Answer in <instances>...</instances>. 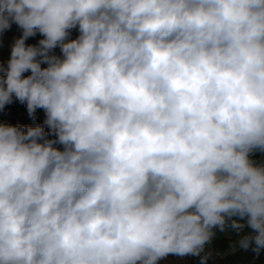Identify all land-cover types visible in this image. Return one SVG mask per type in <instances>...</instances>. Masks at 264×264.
Instances as JSON below:
<instances>
[{
    "label": "clouds",
    "instance_id": "obj_1",
    "mask_svg": "<svg viewBox=\"0 0 264 264\" xmlns=\"http://www.w3.org/2000/svg\"><path fill=\"white\" fill-rule=\"evenodd\" d=\"M13 23L0 110L45 119L0 123V264L264 252V0H0Z\"/></svg>",
    "mask_w": 264,
    "mask_h": 264
},
{
    "label": "rangeland",
    "instance_id": "obj_2",
    "mask_svg": "<svg viewBox=\"0 0 264 264\" xmlns=\"http://www.w3.org/2000/svg\"><path fill=\"white\" fill-rule=\"evenodd\" d=\"M21 35L20 28L13 23L11 28L0 33V42L3 45L5 53L10 58L11 45L14 39ZM43 37L37 34L35 37H30L26 43L35 44L39 39ZM59 54V49H56ZM45 65H42V67ZM29 73H25L27 75ZM44 119L45 113L40 109ZM46 131L48 129L46 128ZM237 239L235 233L230 230L223 232H217L215 238L210 245L207 246L206 251L211 253L209 262L210 264H264V252H261L258 256L253 254L251 251H244L234 246V242Z\"/></svg>",
    "mask_w": 264,
    "mask_h": 264
},
{
    "label": "trees",
    "instance_id": "obj_3",
    "mask_svg": "<svg viewBox=\"0 0 264 264\" xmlns=\"http://www.w3.org/2000/svg\"><path fill=\"white\" fill-rule=\"evenodd\" d=\"M77 34L78 33L76 32V30H72L71 38H75ZM7 61L8 56L5 53L3 45L0 42V64H6ZM43 121L44 116L40 109L36 110L35 119H33L28 114L26 103H20L15 99V97L13 98V102L11 104L6 105L2 110H0V123L36 126L39 124H43ZM160 264H199V261L198 259L191 257L180 258L176 256H169L165 260H162Z\"/></svg>",
    "mask_w": 264,
    "mask_h": 264
}]
</instances>
